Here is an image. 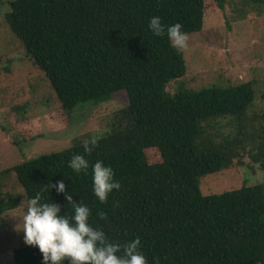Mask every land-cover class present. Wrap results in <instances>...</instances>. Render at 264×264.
<instances>
[{
	"label": "trees",
	"instance_id": "trees-1",
	"mask_svg": "<svg viewBox=\"0 0 264 264\" xmlns=\"http://www.w3.org/2000/svg\"><path fill=\"white\" fill-rule=\"evenodd\" d=\"M225 4L11 1L6 24L44 72L62 110L107 102L121 91L128 101L114 110L90 154L84 144L92 136L0 170V215L19 202L4 189L12 174L27 204L40 192L43 202L59 204L61 214L71 218L74 209L65 193L50 189L51 183L63 180L74 203L91 210L89 224L122 246L139 238L147 264H264V184L209 195L199 189L204 175L240 163L248 146L252 161L264 162V129L254 138L242 121L254 100L252 82L174 94L168 90L172 80L184 78L187 64L183 52L171 47L167 27L179 22L186 34L200 32ZM153 16L161 18L164 35L149 30ZM227 118L237 122L235 135L219 130L223 125L217 122ZM76 154L89 161L87 174L68 166ZM98 160L114 170L120 183L104 203L93 191L91 166ZM12 263L42 264V253L25 244L13 249Z\"/></svg>",
	"mask_w": 264,
	"mask_h": 264
},
{
	"label": "rangeland",
	"instance_id": "rangeland-1",
	"mask_svg": "<svg viewBox=\"0 0 264 264\" xmlns=\"http://www.w3.org/2000/svg\"><path fill=\"white\" fill-rule=\"evenodd\" d=\"M11 1L0 0V170L30 157L60 151L75 139L101 137L114 110L128 101L121 91L107 102H86L68 112L62 110L44 72L6 24L4 15ZM216 15L205 20L200 32L187 34L188 47L182 51L187 72L184 78L169 83V94L252 82L254 100L242 121L245 132L258 138L264 129V2L226 0L225 10ZM216 17L218 20L213 21ZM217 124L223 125L221 133L235 135V120L222 119ZM257 143L254 141V146ZM249 149L240 163L204 175L199 182L201 193L220 194L264 184V162L254 163ZM4 189L19 199L16 208L0 215V264H13V249L27 244L20 228L27 203L12 174L5 179Z\"/></svg>",
	"mask_w": 264,
	"mask_h": 264
},
{
	"label": "clouds",
	"instance_id": "clouds-1",
	"mask_svg": "<svg viewBox=\"0 0 264 264\" xmlns=\"http://www.w3.org/2000/svg\"><path fill=\"white\" fill-rule=\"evenodd\" d=\"M149 30L155 36H162L165 27L159 16L149 21ZM182 24L175 23L167 27V37L171 47L183 51L188 47V35L182 31ZM98 143L93 137L84 144L85 153L90 154ZM75 173L87 174L89 161L80 154L74 155L68 165ZM93 191L100 202L108 199L113 189L119 190L120 183L114 179L115 173L103 161H96L92 166ZM57 193H65V198L72 204L74 215L68 218L61 214L59 204L43 202L40 192L29 199L23 224L24 240L28 245L38 247L42 253V264H147L140 252V240L136 238L123 246L110 242L103 230L89 224L91 210L85 204L74 203L72 195L65 189L63 180L50 185ZM48 190L47 186L44 189ZM101 218L104 214L100 213ZM122 254L118 255V253Z\"/></svg>",
	"mask_w": 264,
	"mask_h": 264
}]
</instances>
